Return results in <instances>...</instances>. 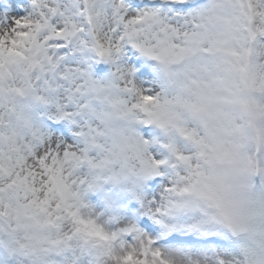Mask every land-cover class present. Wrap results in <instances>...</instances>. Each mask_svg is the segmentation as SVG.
Instances as JSON below:
<instances>
[{"label":"snow or ice","instance_id":"snow-or-ice-1","mask_svg":"<svg viewBox=\"0 0 264 264\" xmlns=\"http://www.w3.org/2000/svg\"><path fill=\"white\" fill-rule=\"evenodd\" d=\"M0 264H264V0H0Z\"/></svg>","mask_w":264,"mask_h":264}]
</instances>
